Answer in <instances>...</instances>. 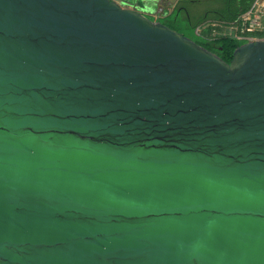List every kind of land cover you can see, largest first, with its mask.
Segmentation results:
<instances>
[{
    "label": "water",
    "instance_id": "95a60500",
    "mask_svg": "<svg viewBox=\"0 0 264 264\" xmlns=\"http://www.w3.org/2000/svg\"><path fill=\"white\" fill-rule=\"evenodd\" d=\"M0 0V264H264L252 0Z\"/></svg>",
    "mask_w": 264,
    "mask_h": 264
},
{
    "label": "built area",
    "instance_id": "2783aa9c",
    "mask_svg": "<svg viewBox=\"0 0 264 264\" xmlns=\"http://www.w3.org/2000/svg\"><path fill=\"white\" fill-rule=\"evenodd\" d=\"M205 23L200 24L195 29V32L204 38L214 39L221 36H233L246 41L258 39L259 37L253 34L256 32H264V0H254L250 8L241 15L237 24L222 23L224 30L220 35L204 34L203 28L206 25L208 26Z\"/></svg>",
    "mask_w": 264,
    "mask_h": 264
},
{
    "label": "trees",
    "instance_id": "16d2710c",
    "mask_svg": "<svg viewBox=\"0 0 264 264\" xmlns=\"http://www.w3.org/2000/svg\"><path fill=\"white\" fill-rule=\"evenodd\" d=\"M254 0L251 1V3L249 4V6L247 7V9L245 11H243L242 13H240L239 15H237L236 17H234L233 19L230 20H218V19H206L198 24L195 25L194 30L196 29L197 26H199L200 24L207 22L208 20H214L216 22H220V23H233V24H237L239 22V19L241 17L242 14H244L251 6V4L253 3ZM173 11L169 12L167 15H165L164 17H162L161 19H159L158 21H160L161 23H164V21L171 15ZM195 35H197L200 39H202L206 44H213V43H243L246 40H242L239 38H235L233 36H221L218 38H214V39H208V38H204L202 37L200 34H197L195 32ZM256 37H264V32H256L253 34Z\"/></svg>",
    "mask_w": 264,
    "mask_h": 264
},
{
    "label": "flooded vegetation",
    "instance_id": "af4514ba",
    "mask_svg": "<svg viewBox=\"0 0 264 264\" xmlns=\"http://www.w3.org/2000/svg\"><path fill=\"white\" fill-rule=\"evenodd\" d=\"M117 1L122 7H125V8H131V9H134V8H138L140 9L142 6H143V3L140 1V0H115ZM180 1H191V0H178L177 3L174 5V7L172 8V10L170 11H159V7L161 5H159L157 7V9L153 10H143L144 14L149 17L150 19L152 20H159L161 19L162 17H164L165 15H167L169 12L173 11L175 9V7L177 6L178 2ZM162 4H167V2L165 0H163Z\"/></svg>",
    "mask_w": 264,
    "mask_h": 264
},
{
    "label": "rangeland",
    "instance_id": "374dc122",
    "mask_svg": "<svg viewBox=\"0 0 264 264\" xmlns=\"http://www.w3.org/2000/svg\"><path fill=\"white\" fill-rule=\"evenodd\" d=\"M205 24H208V26L206 25V27L203 28L204 34L209 33V34H214L215 36H217V35H220L224 30L223 24L219 22H215L214 20L212 21L208 20Z\"/></svg>",
    "mask_w": 264,
    "mask_h": 264
},
{
    "label": "crops",
    "instance_id": "0c3cea01",
    "mask_svg": "<svg viewBox=\"0 0 264 264\" xmlns=\"http://www.w3.org/2000/svg\"><path fill=\"white\" fill-rule=\"evenodd\" d=\"M159 11L161 12L162 11V9H163V5H161L159 8ZM165 12H166V10H164ZM168 12V11H167Z\"/></svg>",
    "mask_w": 264,
    "mask_h": 264
}]
</instances>
